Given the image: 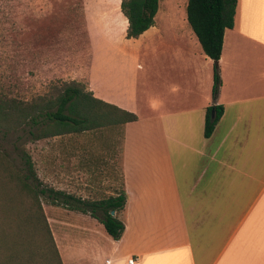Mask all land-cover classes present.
Listing matches in <instances>:
<instances>
[{
  "label": "crops",
  "instance_id": "1",
  "mask_svg": "<svg viewBox=\"0 0 264 264\" xmlns=\"http://www.w3.org/2000/svg\"><path fill=\"white\" fill-rule=\"evenodd\" d=\"M122 18L123 34L94 46L72 80L137 115L109 131L120 136L119 157L103 148L95 161L102 174L119 160L124 231L114 240L77 211L49 217L60 228L52 237L61 264H130L132 257V264H264V0H237L217 61L215 99L214 60L186 14L158 8L136 38L126 37ZM212 105L223 112L205 138ZM73 158L74 175L82 174L81 157Z\"/></svg>",
  "mask_w": 264,
  "mask_h": 264
},
{
  "label": "rangeland",
  "instance_id": "2",
  "mask_svg": "<svg viewBox=\"0 0 264 264\" xmlns=\"http://www.w3.org/2000/svg\"><path fill=\"white\" fill-rule=\"evenodd\" d=\"M186 4L187 0H159V10L186 14ZM122 17L120 0H0V95L31 101L47 94L53 85L72 80L76 77L74 70L87 66L94 46L104 44L106 38L123 34ZM146 78L149 83L153 81L151 71ZM31 129L25 126L14 133H0V149L9 154L19 169L23 168V153L29 155L43 187L94 200L121 190L120 163L115 158L119 157V135L113 139L112 132L105 129L96 134L85 132L31 140ZM103 148L106 154L113 150L116 155L101 174L96 172L95 161L97 154H103ZM75 154L84 163L80 166L82 174L77 172V176L73 173L78 170V162L74 164ZM50 199L47 194L42 197L43 216L51 233L60 232L49 217L63 219L72 215L66 212L68 210L81 211L53 204ZM4 212L8 214L2 218L7 231L0 234L5 240L16 236L9 240L14 242L12 245L0 240V246L5 249L2 251L18 257L10 259L9 264H33L28 260L33 259L30 256L33 249L40 253L34 252L39 256L35 258L38 264H44L40 248L47 251L51 246L43 222H36L34 231L30 209L14 208ZM47 253L48 264H60L50 251Z\"/></svg>",
  "mask_w": 264,
  "mask_h": 264
},
{
  "label": "trees",
  "instance_id": "3",
  "mask_svg": "<svg viewBox=\"0 0 264 264\" xmlns=\"http://www.w3.org/2000/svg\"><path fill=\"white\" fill-rule=\"evenodd\" d=\"M236 3L237 0H187L186 19L203 53L214 61L220 58L225 29L233 26ZM158 8L159 0H120V11L127 19L126 37L136 38L151 27ZM220 83L218 65L214 63L213 99L217 97ZM222 112V105L207 107L203 133L205 138L211 135ZM136 119L135 113L94 97L85 84L78 80L61 81L53 85L47 94L40 95L31 101L0 95V133L6 135L30 126L33 128L29 131L31 140L112 130ZM22 162L23 168H17L9 154L0 149V232L7 231L5 229L7 225L2 222V218L8 215L4 210L30 209L33 218L32 228L36 222H43L52 248H48L47 251L57 257L61 264L47 218L43 216L41 201L47 194L53 204L58 203L73 210L88 212L102 223L106 233L112 239L118 240L121 237L124 223L117 214L126 201L124 190L101 199H81L51 187H43L35 173L30 156L23 153ZM60 199L62 201L59 203ZM111 211H114V214H111ZM13 237L16 236H10V238ZM10 238L5 240L0 234V240L7 245L14 243L9 241ZM2 249L0 246V264H9L10 259L18 258ZM40 249L43 263L48 264L47 251L44 248ZM34 252L40 254L33 249L32 255L30 254L33 259L28 258V260L38 264L35 258L39 256Z\"/></svg>",
  "mask_w": 264,
  "mask_h": 264
},
{
  "label": "built area",
  "instance_id": "4",
  "mask_svg": "<svg viewBox=\"0 0 264 264\" xmlns=\"http://www.w3.org/2000/svg\"><path fill=\"white\" fill-rule=\"evenodd\" d=\"M127 261H128V263L132 264V263H134L135 258H133V257L132 258H129Z\"/></svg>",
  "mask_w": 264,
  "mask_h": 264
},
{
  "label": "water",
  "instance_id": "5",
  "mask_svg": "<svg viewBox=\"0 0 264 264\" xmlns=\"http://www.w3.org/2000/svg\"><path fill=\"white\" fill-rule=\"evenodd\" d=\"M215 64H217V61H214ZM212 116H213V112H212ZM111 214H114V211H111Z\"/></svg>",
  "mask_w": 264,
  "mask_h": 264
}]
</instances>
